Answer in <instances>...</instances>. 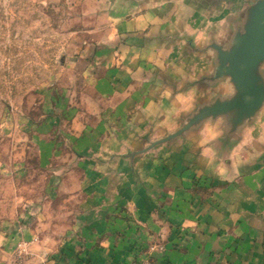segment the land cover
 I'll use <instances>...</instances> for the list:
<instances>
[{"label": "crops", "instance_id": "0c3cea01", "mask_svg": "<svg viewBox=\"0 0 264 264\" xmlns=\"http://www.w3.org/2000/svg\"><path fill=\"white\" fill-rule=\"evenodd\" d=\"M239 3L84 0L64 85L71 151L57 156L71 201L51 230L35 226L51 242L36 264H264V113L235 145L218 142L222 173L195 133L121 156L178 125L166 93L201 69L193 37L226 33Z\"/></svg>", "mask_w": 264, "mask_h": 264}, {"label": "rangeland", "instance_id": "374dc122", "mask_svg": "<svg viewBox=\"0 0 264 264\" xmlns=\"http://www.w3.org/2000/svg\"><path fill=\"white\" fill-rule=\"evenodd\" d=\"M83 2L0 0V264H36L51 242L38 244L35 226L67 218L71 175L57 156L71 151L64 85Z\"/></svg>", "mask_w": 264, "mask_h": 264}, {"label": "water", "instance_id": "95a60500", "mask_svg": "<svg viewBox=\"0 0 264 264\" xmlns=\"http://www.w3.org/2000/svg\"><path fill=\"white\" fill-rule=\"evenodd\" d=\"M234 3L237 0H215ZM226 34L228 40L225 50L218 53L220 68L217 74L229 71L239 88L236 98L227 103H217L213 108H204L189 120L180 116L178 125L166 131L162 136L145 138L146 145L130 150L121 156L133 161L136 157L161 146H170L178 140H185L195 133L197 121L209 112H229L234 117L230 125L225 126V134L219 143L231 147L239 142L244 131L255 125L264 113V79L257 73V67L264 62V0H253L246 4L237 14L228 19ZM198 54L203 50L193 45ZM215 55V54H214ZM226 61L228 68L224 67Z\"/></svg>", "mask_w": 264, "mask_h": 264}, {"label": "clouds", "instance_id": "9594fccd", "mask_svg": "<svg viewBox=\"0 0 264 264\" xmlns=\"http://www.w3.org/2000/svg\"><path fill=\"white\" fill-rule=\"evenodd\" d=\"M228 35L219 28L206 26L203 31L193 37V44L203 50L201 69L189 75L178 85L175 93L168 90L166 95L172 97L171 108L175 116L186 115L190 120L192 116L204 108H213L217 103H227L236 98L239 92L233 74L223 71L217 74L220 68L218 53L225 50ZM215 54V55H214ZM224 67L228 68L226 61ZM257 73L264 79V62L257 67ZM234 117L229 112L209 111L198 125L193 145L199 150L200 156L211 166L223 172L221 167L223 158L220 156L218 142L225 134V126L230 125Z\"/></svg>", "mask_w": 264, "mask_h": 264}]
</instances>
